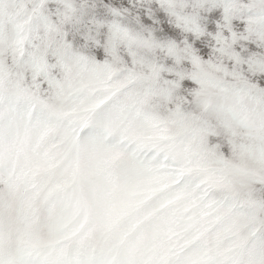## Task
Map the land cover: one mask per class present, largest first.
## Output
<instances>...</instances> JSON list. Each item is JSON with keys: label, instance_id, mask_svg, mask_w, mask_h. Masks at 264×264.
I'll return each instance as SVG.
<instances>
[{"label": "snow or ice", "instance_id": "snow-or-ice-1", "mask_svg": "<svg viewBox=\"0 0 264 264\" xmlns=\"http://www.w3.org/2000/svg\"><path fill=\"white\" fill-rule=\"evenodd\" d=\"M0 264H264V0H0Z\"/></svg>", "mask_w": 264, "mask_h": 264}]
</instances>
